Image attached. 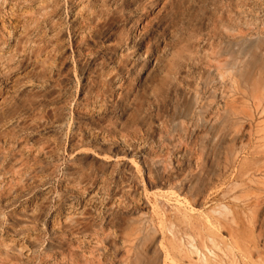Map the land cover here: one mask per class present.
<instances>
[{"label":"rangeland","instance_id":"rangeland-1","mask_svg":"<svg viewBox=\"0 0 264 264\" xmlns=\"http://www.w3.org/2000/svg\"><path fill=\"white\" fill-rule=\"evenodd\" d=\"M0 264H264V0H0Z\"/></svg>","mask_w":264,"mask_h":264},{"label":"bare ground","instance_id":"bare-ground-1","mask_svg":"<svg viewBox=\"0 0 264 264\" xmlns=\"http://www.w3.org/2000/svg\"><path fill=\"white\" fill-rule=\"evenodd\" d=\"M216 219V218H215Z\"/></svg>","mask_w":264,"mask_h":264}]
</instances>
